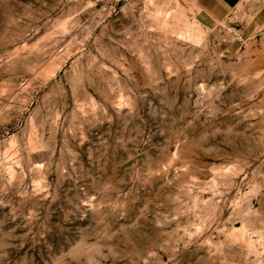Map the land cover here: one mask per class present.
Returning a JSON list of instances; mask_svg holds the SVG:
<instances>
[{
  "label": "rangeland",
  "instance_id": "374dc122",
  "mask_svg": "<svg viewBox=\"0 0 264 264\" xmlns=\"http://www.w3.org/2000/svg\"><path fill=\"white\" fill-rule=\"evenodd\" d=\"M0 264H264V0H0Z\"/></svg>",
  "mask_w": 264,
  "mask_h": 264
},
{
  "label": "crops",
  "instance_id": "0c3cea01",
  "mask_svg": "<svg viewBox=\"0 0 264 264\" xmlns=\"http://www.w3.org/2000/svg\"><path fill=\"white\" fill-rule=\"evenodd\" d=\"M217 7L223 11H229L238 5L242 0H213Z\"/></svg>",
  "mask_w": 264,
  "mask_h": 264
}]
</instances>
